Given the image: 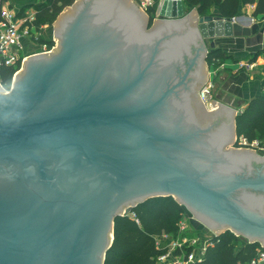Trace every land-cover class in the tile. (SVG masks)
Wrapping results in <instances>:
<instances>
[{"label":"water","instance_id":"95a60500","mask_svg":"<svg viewBox=\"0 0 264 264\" xmlns=\"http://www.w3.org/2000/svg\"><path fill=\"white\" fill-rule=\"evenodd\" d=\"M184 1L158 0L149 26L147 13L135 0H75L52 24L56 48L27 57L10 90L0 87V158L62 147L63 158L69 157L64 162H70L62 167L63 182L53 176V182L43 178L40 184L51 194L61 193L53 200L75 214L54 225L46 215L52 234L47 245L43 238L32 239L36 230L45 234L37 224L29 228L22 220L0 225V264H104L114 221L154 197L174 198L212 237L231 231L264 245V205H256L248 193L264 191V179L241 175L264 170V154L235 146V111L212 100L210 106L199 105L200 115H190L192 121L173 124L164 110L163 97L188 89V79L195 74L204 87L207 55L216 49V39L232 36L236 20L199 16L195 9L186 12ZM78 13L86 17L63 34L66 22ZM161 34H179L181 53L189 58L180 81L148 100H126L133 92L135 97L144 72L106 78V69L119 64L104 60L99 65L100 45L115 36L122 46L114 53L131 51L130 40L134 53L143 52L146 46L155 49ZM34 80L43 87L24 89ZM19 95L27 103L13 111L12 101ZM42 95L50 101L37 103ZM225 120L226 129L221 125L211 134V126ZM208 175L212 178L204 179ZM37 188L31 193L41 207L44 198ZM18 231L30 236L20 240Z\"/></svg>","mask_w":264,"mask_h":264},{"label":"flooded vegetation","instance_id":"af4514ba","mask_svg":"<svg viewBox=\"0 0 264 264\" xmlns=\"http://www.w3.org/2000/svg\"><path fill=\"white\" fill-rule=\"evenodd\" d=\"M84 17H86V15L81 13H78V15H72V19L65 24L66 27L63 34L66 31H73L72 28L74 27V22L76 23L78 20H82ZM152 24L150 26H152ZM158 26H155V29H157ZM118 40V37L113 36L109 41L100 45L99 49L101 48L102 51L100 52V55H97L96 61L100 63L99 65L104 64V60L110 64H119L116 68H113L115 73L112 72L113 70L110 71L109 69H106L107 72H105V70L103 71L105 72L106 78L114 76L117 77V74H121L122 76L134 74L136 77L139 72H144L141 80H137L138 84L135 86V97L133 92L131 96L126 97V100H132L135 101V103L148 100L150 97L152 98V94L153 96H156L157 93L161 94V92H164L169 86H172L173 84H176V82L180 81L179 77L182 76L186 66L185 63L189 58L184 53H181V39L179 34H161L158 46L155 49L152 48V46H146L143 52L137 51V53H134L136 52V46L130 42L131 40L127 41V45L131 51L124 55L120 53H114L115 50L120 49L122 46L119 44ZM127 45H125L124 48H126ZM140 47H142V45H140ZM153 51H155L154 54H152ZM120 65H122V67ZM194 71L195 70H193V72ZM198 75L199 74H195V76H192L190 79H188V89L183 90L180 88L175 92V94H170L163 97V102H165L166 105L164 110L171 118L170 120L173 124L178 120L187 123L193 120L191 116L196 117L197 115H200L198 112V109H200L199 105H201V103L204 104V102L201 100L199 94L203 87H200L199 82L201 80V76L198 77ZM12 83L13 80L10 84V87ZM53 84L55 83H52V85ZM0 87L4 92H8L10 90V87L8 90H5L1 84ZM41 87H43V84L40 81L34 80L33 82H26L24 89L32 91L33 89H40ZM50 99L51 98L47 97V95H42L37 103H45L46 101L48 103ZM211 99L212 98H210V100ZM26 103L27 98L19 95L18 98L12 101L11 110L15 111L18 109V107H21ZM189 116L190 119H188ZM227 124V120H225V123L220 122L219 124L212 125V128L210 129L211 134H215V131H218L221 125L226 129ZM61 151L62 147L59 146H51V148L41 147L29 150L23 154H9L0 158L1 226H7L11 223L19 224L22 220H26V226L29 228L30 226L37 224L36 226L41 227L45 234L43 235L36 230V232L34 231L35 233H33L35 237L32 239L37 240L39 238H43L47 245L50 243V237L52 235L50 232H48L49 226L51 224L54 225V223H57L58 220H62L64 217H66V214L75 216L71 210L65 209L66 205L64 203H61L60 205L58 202L53 200L56 195L59 200L61 193L51 194L47 191L49 189H46L43 184H40L43 182V178L46 181L52 182L54 179L52 178L53 176L55 178L57 177L59 180L63 179L62 167H68L70 162H64L63 159L69 157L65 156L63 158V153ZM36 158L38 159L39 163L36 161ZM245 172H243L244 174H241L244 175V177L248 175L249 178L258 180L264 179V170L259 172ZM206 178H212V175L204 176V179ZM33 188H37V190L42 193L40 197L41 199L44 198V200L42 201L43 206L41 207L39 206L41 202H35L33 193H31L33 192ZM248 193L252 194L253 196L254 200H252V202H254L256 205H264V191H249ZM67 203L68 202H66V204ZM67 211L70 213H67ZM40 212L44 218L41 216V214H39ZM46 215L52 218L51 223L49 222L50 225L47 221ZM27 230L28 228L26 231ZM18 232H21L22 234L19 235ZM18 232L17 238L20 240L23 238V236L25 238L30 236L23 231Z\"/></svg>","mask_w":264,"mask_h":264},{"label":"trees","instance_id":"16d2710c","mask_svg":"<svg viewBox=\"0 0 264 264\" xmlns=\"http://www.w3.org/2000/svg\"><path fill=\"white\" fill-rule=\"evenodd\" d=\"M75 0H45L42 3L24 7L35 11L33 26L40 30L43 25H52L63 9L71 6ZM255 5L253 15L264 17V0H185L188 10L195 9L199 16L210 15L216 10L223 18H235L241 5ZM149 26L154 18V9L146 11ZM53 45L51 41L42 42ZM261 53V52H260ZM258 53L256 56L260 55ZM255 57L252 59L255 60ZM227 56L220 50H213L207 55L206 63L216 70ZM19 69L0 67V84L8 90L14 74ZM264 82V81H262ZM236 147L239 139L244 138L247 146L260 139L264 148V93L249 101L235 118ZM186 215L184 208L172 197H154L135 206L129 215L119 216L113 225V240L106 252L104 264H158L157 258L165 254L155 245V238L169 235L172 239L182 238L178 223ZM181 224V223H180ZM180 236V237H178ZM202 255V260L193 264H245L253 258L260 247L258 243H243L239 247V238L230 232L210 236ZM186 252L192 248H185Z\"/></svg>","mask_w":264,"mask_h":264},{"label":"crops","instance_id":"0c3cea01","mask_svg":"<svg viewBox=\"0 0 264 264\" xmlns=\"http://www.w3.org/2000/svg\"><path fill=\"white\" fill-rule=\"evenodd\" d=\"M44 1L7 0V3L12 9H21ZM254 7V4L241 5L235 17L236 20L232 24V36H225L214 42L215 48L227 56L221 65L223 68H219L215 74L217 88L227 94L224 97H222L223 94H219L221 100L216 98L215 101L228 106L235 111L236 115L241 113L249 101L264 93V82H262L264 81V17L254 16ZM212 14L219 16L216 10H213ZM47 41L55 42L54 34L45 40ZM33 42L36 41L26 39L22 41L24 46H31V50L34 47ZM56 46L57 42H55V48ZM33 51L24 55H31ZM258 53L260 55L255 57ZM240 64L245 66L240 67Z\"/></svg>","mask_w":264,"mask_h":264},{"label":"built area","instance_id":"2783aa9c","mask_svg":"<svg viewBox=\"0 0 264 264\" xmlns=\"http://www.w3.org/2000/svg\"><path fill=\"white\" fill-rule=\"evenodd\" d=\"M135 1L141 11L143 10L144 12L149 8L155 9V5L158 2V0ZM21 9H12L7 3V0H3L0 5V67L17 68V66H19L17 72L20 70L27 57L34 54H48L55 49V42L52 41L54 43L53 45L44 44L42 50H40V47L38 50H34L31 55L23 54V39L37 41L39 30L33 26L35 21V11H33L32 8L22 11ZM243 66H245V64H240V67ZM219 68L221 69L223 67L220 66ZM217 70L218 69L214 70L213 73L216 74ZM17 72L14 74V77ZM210 88H212V84L209 82L208 85L204 86L200 91V98L207 105L211 98L209 95ZM239 143L245 145L246 140L244 138L239 139ZM252 144L257 143L253 142ZM179 228L180 233L187 230L186 225L182 222ZM186 242V236L182 237L179 241L172 240L169 235L156 237V247L159 250L165 251V254L157 258L158 263L193 264L201 261L207 244L196 249L197 244L194 241L191 243ZM185 248H192V251L187 253ZM245 264H264V245H260V247L256 249L253 258Z\"/></svg>","mask_w":264,"mask_h":264},{"label":"rangeland","instance_id":"374dc122","mask_svg":"<svg viewBox=\"0 0 264 264\" xmlns=\"http://www.w3.org/2000/svg\"><path fill=\"white\" fill-rule=\"evenodd\" d=\"M134 4L136 7H138L136 5V3H134ZM139 10L141 11L140 8H139ZM189 10L186 7V12H189ZM41 27L42 28L39 30L37 41L33 42L34 47L32 50H36V49L38 50L40 47H41L40 50H42V47L45 43H41V41L45 42V40H47L48 38H51L52 35L54 34V26H52V25L50 26L47 24V25H43ZM209 41L210 40H206L205 45L208 46ZM30 50H31V46H28V47L26 45L23 46V54H26V53H29L32 51V50L31 51ZM213 72H214V69L212 70V68H210L209 65L207 64L208 81L204 86L208 85L209 82L212 84V88H210V93H209V95L212 98L210 101H212V100L215 101L216 98H218V99L220 98V100H221V97L219 96V94H221V95L223 94L222 97H224V95L227 94L226 92H221L220 89L217 88V84L215 83V81L217 82V79L215 78V74ZM209 73H210V75H209ZM210 101L208 103V106H210ZM222 101H223V99H222ZM223 102H225V100ZM255 143H257V144H250L249 146H247V144L241 145L239 143L238 148L245 147V148H248L250 150H254L257 154H264V148H262L260 139L258 141H255ZM184 212H186V215L183 217L181 222L184 223L186 225V228H187V230L185 232H187L188 234L184 235L187 238L186 243H191L192 241H194L197 244L196 249L201 248L204 244H208L206 241L210 236H212V233L206 227H204L203 224L198 222V220L196 221V219L192 216V214L190 212H187L185 209H184ZM180 223H178V226H180ZM178 237H180V236H178ZM237 237L239 238V243L236 245L237 247H239L240 244L249 242V241H247V239L245 240L244 238H242L240 236H237ZM172 240L179 241V240H181V238H176V239H172ZM158 264H160V263H158Z\"/></svg>","mask_w":264,"mask_h":264}]
</instances>
